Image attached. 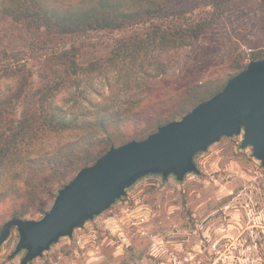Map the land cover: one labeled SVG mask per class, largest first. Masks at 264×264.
<instances>
[{
    "label": "trees",
    "instance_id": "1",
    "mask_svg": "<svg viewBox=\"0 0 264 264\" xmlns=\"http://www.w3.org/2000/svg\"><path fill=\"white\" fill-rule=\"evenodd\" d=\"M236 1L0 0V218H42L111 147L180 120L264 60V44L239 34L248 51L227 66L168 79Z\"/></svg>",
    "mask_w": 264,
    "mask_h": 264
},
{
    "label": "rangeland",
    "instance_id": "2",
    "mask_svg": "<svg viewBox=\"0 0 264 264\" xmlns=\"http://www.w3.org/2000/svg\"><path fill=\"white\" fill-rule=\"evenodd\" d=\"M239 34L264 44V15L254 0L234 2L198 43L193 65L168 79L201 78L227 66L231 52L248 51ZM242 140L223 138L198 154L199 174L182 182L140 179L126 200L29 264H264V167ZM6 221L0 218V225ZM18 240L14 230L0 264H21L24 252L11 258Z\"/></svg>",
    "mask_w": 264,
    "mask_h": 264
},
{
    "label": "water",
    "instance_id": "3",
    "mask_svg": "<svg viewBox=\"0 0 264 264\" xmlns=\"http://www.w3.org/2000/svg\"><path fill=\"white\" fill-rule=\"evenodd\" d=\"M239 135L241 147L252 148V156L264 167V60L250 62L220 93L180 120L143 140L111 147L58 191L41 219L8 220L0 232V249L16 229L19 240L11 258L24 252L21 264H29L109 210L140 179L174 177L182 182L189 174H199L198 154Z\"/></svg>",
    "mask_w": 264,
    "mask_h": 264
}]
</instances>
